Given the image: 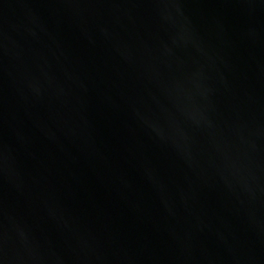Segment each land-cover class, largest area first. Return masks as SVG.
<instances>
[{
    "label": "water",
    "instance_id": "95a60500",
    "mask_svg": "<svg viewBox=\"0 0 264 264\" xmlns=\"http://www.w3.org/2000/svg\"><path fill=\"white\" fill-rule=\"evenodd\" d=\"M0 264H264V0H0Z\"/></svg>",
    "mask_w": 264,
    "mask_h": 264
}]
</instances>
